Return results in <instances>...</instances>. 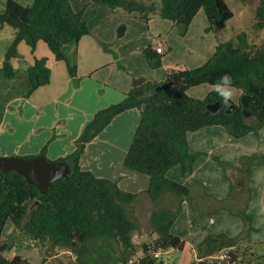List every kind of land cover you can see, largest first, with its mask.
<instances>
[{
    "label": "trees",
    "instance_id": "trees-1",
    "mask_svg": "<svg viewBox=\"0 0 264 264\" xmlns=\"http://www.w3.org/2000/svg\"><path fill=\"white\" fill-rule=\"evenodd\" d=\"M241 1L252 13L254 28H263L264 0ZM87 6L94 9L107 7L112 11L122 9L144 21L151 17L168 19L182 35L200 10L206 15L207 30L214 34L224 30L233 17L225 0H91ZM84 11H75L70 0H33L30 5L6 0L0 10V25L11 26L14 37L5 52L0 78L15 75L10 59L17 55L19 42L25 41L34 49L36 43L43 40L56 59L66 63L70 76L78 79L76 64L70 62L64 46L89 34ZM102 45L107 49L105 44ZM142 52L151 69L162 66L164 51L150 43ZM224 72L232 74L235 88L249 95L247 108L253 115L252 119L244 120L241 102L227 112L228 108L212 91L206 98L188 95L190 87L203 83L213 85ZM27 75L31 85L28 95L48 84L50 69L46 59H35ZM164 83L169 85L162 88ZM164 83L143 81L128 91L120 102L97 111L83 127L75 150L56 160L66 161L70 174L52 183L45 194L17 172L0 171V237L6 223L11 221L18 232L37 241L46 251L52 247L69 248L75 255L74 264H87L84 257L91 250V242L96 240L113 242L123 261L127 262L135 248L133 233L137 229V223L128 214V205L134 202L137 194L125 192L115 181L83 170L80 157L86 144L118 113L132 107L141 108L139 123L123 159L124 167L149 177L146 193L154 203L165 193L182 201L190 195V188L170 179L167 172L179 166L182 176L191 175L197 154L188 149L189 132L220 126L232 137L240 138L259 131L264 124V44H250L244 31L228 40H218L212 56L202 65L170 68ZM217 101L221 104L220 109L212 113L207 105ZM40 154L45 155L44 150ZM255 164H264V154L250 156L243 172L248 174ZM224 166L226 170L232 167ZM236 184L242 187L240 182ZM179 211L180 205L174 210L159 208L151 212L149 219L155 237L150 243L141 245L142 255L133 264H169L162 256L155 257L154 253L183 249L184 241L171 231ZM243 218L250 216L244 215ZM240 247L244 249L242 252H239ZM224 248H233L235 260L231 264H249L250 261L244 259L247 252L250 251V257L254 255L251 246H239L234 238L224 234H210L197 246L198 260L193 264H230V256L227 263L210 258ZM46 260L43 258L42 264ZM256 260L257 264H264V257ZM0 264L28 262L20 255L8 259L0 252Z\"/></svg>",
    "mask_w": 264,
    "mask_h": 264
},
{
    "label": "crops",
    "instance_id": "crops-1",
    "mask_svg": "<svg viewBox=\"0 0 264 264\" xmlns=\"http://www.w3.org/2000/svg\"><path fill=\"white\" fill-rule=\"evenodd\" d=\"M5 1L0 2V10ZM17 1L30 5L33 0ZM70 3L75 11L84 8L72 0ZM227 4L233 17L226 28L235 17V11ZM132 15L136 18L134 13ZM146 22L152 28L148 39L129 42L119 51H111L107 45L105 49L102 43L109 42L106 35L94 34L90 29L89 34L78 42L65 45L68 59L76 64L79 76L76 80L68 73L66 63L57 60L43 40H39L34 49L25 41L19 42L17 55L10 59L15 75L0 78V156H35L42 150L51 161L67 156L75 150L77 138L95 113L120 102L135 86L134 80L142 78L143 81L163 83L170 68L202 65L212 56L218 40L230 39L222 34L225 28L215 34L216 39L209 37L205 44L188 48L176 63L175 59L169 61L164 57L160 68L151 69L142 49L150 43L162 51L170 48L178 28L172 21L159 17H151ZM207 26L206 15L200 10L186 33L195 31L199 36H207ZM13 37L11 26L0 25V68ZM40 58L46 59L50 81L28 95L31 85L27 70L35 59ZM116 66H121L123 71L116 70ZM211 86L203 83L190 87L187 93L191 97L204 98ZM140 114L141 108L132 107L115 115L86 144L80 165L97 177L115 181L121 190L137 194L134 202L128 205V214L137 223L134 233L143 239L142 243H150L155 237L152 225H148L151 212L159 208L174 210L178 205L180 211L171 231L184 241V246L182 250L169 249L168 257L175 263L173 255L185 250H189L194 259L197 246L210 234L234 238L239 246L258 242L256 232L262 234L261 226L264 225V164L252 165L248 174L243 168L249 163L250 156L264 154V124L258 132L240 138L232 137L220 126L189 132L188 149L197 154L192 173L184 177L181 168L176 166L167 172V176L188 186L190 195L180 201L173 194L165 193L154 203L146 193L149 177L125 168L123 164ZM224 164L232 166L231 169L226 170ZM239 182L242 187L236 184ZM232 189L235 193L229 195ZM244 215L251 216V222L248 221L250 218L244 219ZM260 242L264 243V240L260 239ZM63 253L69 252L64 250Z\"/></svg>",
    "mask_w": 264,
    "mask_h": 264
},
{
    "label": "rangeland",
    "instance_id": "rangeland-1",
    "mask_svg": "<svg viewBox=\"0 0 264 264\" xmlns=\"http://www.w3.org/2000/svg\"><path fill=\"white\" fill-rule=\"evenodd\" d=\"M1 1L2 0H0V2ZM72 1L84 7L83 9H85V11L83 18L87 21V25L92 33L106 35L109 42L107 44L105 43V45H107L111 51H119L121 47H125L129 42L136 43L141 38L143 41L148 39L149 32H151L152 29L149 23L135 18L134 15H132L133 17L130 16L127 11L121 9L112 11L107 8L94 9L93 7H88V4H86L90 0ZM226 1L235 11V17L228 23L227 28L222 33L223 36H225V38H229L230 36L231 38L244 31L247 34V40L250 44H264V27L260 29L254 28L253 16L248 5L241 0ZM201 11L204 12L203 10ZM121 26H124V32L122 35H119L118 29ZM206 31L208 33L207 36H199L195 31L182 35L177 29V31H175V37L172 36L173 42L169 44L170 48L164 50V53H166L165 58L169 61L175 59L174 63H176L184 52L187 53L188 48L193 49L196 46L195 44L198 45L203 42L205 44L209 37H212L213 40L216 39L217 35L208 30ZM115 68L116 70H122L121 66H116ZM240 93L241 91L237 89V97L234 104H239L241 102L242 94ZM234 191L235 189H232L229 195H233V193H235ZM256 217L257 223H259L258 216L256 215ZM248 221L251 222V216ZM148 225L151 226V223L149 222ZM261 227L262 234L256 232V240H258V242L252 245L250 244L251 251L254 252L253 257L249 256L250 251H248L247 256L244 258L250 261L249 264H257L258 261L256 259L260 256H262V258L264 257V243L260 242V239L264 240V225ZM133 240L135 241V248L132 255L128 257L127 262L123 261L119 250L113 245V242L103 243L102 240L91 242V250L84 257V260L87 264H133L142 255L141 245L143 243L141 240L143 239L139 238L137 233H134ZM242 248L243 247H240L239 252L244 250ZM64 250L69 253H63ZM226 251H228V253L234 252L233 248H224L218 253L211 255L210 258L227 263L225 259H221L219 256L222 252L224 253ZM0 252L8 259L13 258L14 255H20L23 259L27 260L28 264H42L43 258L47 259L44 264H74V259H72V257L75 258V255L69 248L52 247L46 251L37 241H34L22 232H18L11 221L6 223L1 234ZM168 252L169 249H165L162 258L169 264H193L198 260L197 255L193 259L190 255V251L185 250L182 253L177 252L173 255L176 261L175 263L172 258L168 257ZM239 257H241V254H239Z\"/></svg>",
    "mask_w": 264,
    "mask_h": 264
},
{
    "label": "water",
    "instance_id": "water-1",
    "mask_svg": "<svg viewBox=\"0 0 264 264\" xmlns=\"http://www.w3.org/2000/svg\"><path fill=\"white\" fill-rule=\"evenodd\" d=\"M119 35L124 32V26L118 29ZM143 82L142 78L134 80V85H138ZM169 83L161 85L162 88L167 87ZM249 95H242V114L244 120L248 121L252 119L253 115L247 108L249 102ZM236 104L231 105L226 111L229 112L234 109ZM220 102L217 101L212 104H208L207 108L216 113L220 109ZM15 171L18 174L24 176L28 183L36 186L41 194H45L50 185L59 179L66 178L70 174V166L66 161H51L43 154H38L32 157L21 156H0V171L5 173L8 171ZM2 249V247H1ZM231 257L229 263H233L235 256L233 252H229Z\"/></svg>",
    "mask_w": 264,
    "mask_h": 264
},
{
    "label": "clouds",
    "instance_id": "clouds-1",
    "mask_svg": "<svg viewBox=\"0 0 264 264\" xmlns=\"http://www.w3.org/2000/svg\"><path fill=\"white\" fill-rule=\"evenodd\" d=\"M210 91L216 94L225 108H229L236 101L237 89L234 85L233 76L229 72L221 74L211 86ZM240 94L243 93L241 92Z\"/></svg>",
    "mask_w": 264,
    "mask_h": 264
},
{
    "label": "built area",
    "instance_id": "built-area-1",
    "mask_svg": "<svg viewBox=\"0 0 264 264\" xmlns=\"http://www.w3.org/2000/svg\"><path fill=\"white\" fill-rule=\"evenodd\" d=\"M159 44L161 45V43H159ZM158 49H159V47H158ZM164 253H165V250L164 251L158 250L154 253V256L160 257V256H163ZM219 256L221 259L227 260L229 258V253H228V251H226L224 253L222 252Z\"/></svg>",
    "mask_w": 264,
    "mask_h": 264
}]
</instances>
